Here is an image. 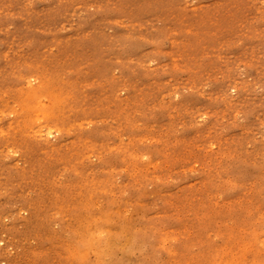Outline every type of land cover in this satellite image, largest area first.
Listing matches in <instances>:
<instances>
[{
	"label": "rangeland",
	"instance_id": "rangeland-1",
	"mask_svg": "<svg viewBox=\"0 0 264 264\" xmlns=\"http://www.w3.org/2000/svg\"><path fill=\"white\" fill-rule=\"evenodd\" d=\"M0 264H264V0H0Z\"/></svg>",
	"mask_w": 264,
	"mask_h": 264
},
{
	"label": "bare ground",
	"instance_id": "bare-ground-1",
	"mask_svg": "<svg viewBox=\"0 0 264 264\" xmlns=\"http://www.w3.org/2000/svg\"><path fill=\"white\" fill-rule=\"evenodd\" d=\"M35 91H36V90H35ZM34 99H35V98H34ZM36 100H37V99H36ZM36 100H35V101H36ZM49 110H50V109H49ZM49 110H47V111H49ZM36 111H38V110H36ZM40 111H43V110H40ZM47 111H46L47 114H45L46 116L48 115V112H47ZM43 112H44V111H43ZM51 112H52V111H51ZM51 112H50V113H51ZM38 113H39V112H38ZM35 114H37V113H35ZM42 114H43V113H42ZM42 114L40 113V116H42ZM37 116H38V115H37ZM40 116H38L39 119H40ZM43 116H44V115H43ZM43 116H42V117H43ZM46 116H44V118H45ZM37 119H38V118H37ZM44 122H45V121H44ZM37 124H38V123H37ZM39 124H40V123H39ZM42 124H43V123H42ZM42 124H40V125H42ZM47 126H48V124H47ZM55 126H56V125H55ZM41 127H42V126H41ZM52 127H54V126H52ZM52 127H51V128H52ZM54 128H55V127H54ZM57 128H58V127H57ZM36 129H37V126H36ZM38 129H40V128H38ZM34 132H35V133H38V132H36V131H34ZM49 132H50V131H49ZM40 133H42V131H41ZM44 133H45V132H44ZM38 134H39V133H38ZM40 136H41V134H40ZM45 136H46V135H45ZM89 238H90V237H89ZM89 238H88V239H89ZM90 242H91V241H90Z\"/></svg>",
	"mask_w": 264,
	"mask_h": 264
}]
</instances>
